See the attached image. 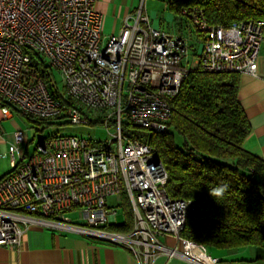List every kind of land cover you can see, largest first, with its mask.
<instances>
[{
	"label": "built area",
	"instance_id": "1",
	"mask_svg": "<svg viewBox=\"0 0 264 264\" xmlns=\"http://www.w3.org/2000/svg\"><path fill=\"white\" fill-rule=\"evenodd\" d=\"M144 2L117 35L103 38L94 0H0V118L12 109L35 121L114 131L103 142L51 136L30 154L19 148L24 133L13 134L4 155L11 170L0 178V247L19 250L28 227L41 226L114 244L138 264L159 254L220 264L207 246L181 237L197 206L167 195L168 174L148 138L167 131L172 101L191 71L255 76L264 20L213 26L201 7L189 6L179 15L188 34L171 33L151 25ZM122 196L133 227L106 230L117 213L106 199ZM166 235L180 250L159 243Z\"/></svg>",
	"mask_w": 264,
	"mask_h": 264
},
{
	"label": "trees",
	"instance_id": "2",
	"mask_svg": "<svg viewBox=\"0 0 264 264\" xmlns=\"http://www.w3.org/2000/svg\"><path fill=\"white\" fill-rule=\"evenodd\" d=\"M164 1L175 17L186 7H201L213 26L264 20V0ZM40 65L47 81L53 80ZM237 90L236 74L191 71L172 101L167 131L148 138L166 168L167 195L193 200L197 206L187 216L181 237L215 249L264 244V162L244 149L250 126ZM174 135L182 139L181 148ZM122 198L124 223L106 228L128 233L132 213Z\"/></svg>",
	"mask_w": 264,
	"mask_h": 264
},
{
	"label": "crops",
	"instance_id": "3",
	"mask_svg": "<svg viewBox=\"0 0 264 264\" xmlns=\"http://www.w3.org/2000/svg\"><path fill=\"white\" fill-rule=\"evenodd\" d=\"M146 1L144 13L149 17L153 27L166 32L180 31L188 34L187 24L168 10L163 11L161 18H158V13L154 10L146 12ZM139 4L140 0H94V10L101 17L103 38L117 35L124 20L136 12ZM237 99L250 126V134L244 142V149L264 162V33L256 59L255 76L238 75ZM16 114L10 109L7 118H0V178L11 170L9 159L4 155L12 142L13 134L16 131L24 133L20 120L15 117ZM25 143L26 137L19 148L20 151L28 153L23 146H26ZM69 215L70 213L67 214L68 218ZM110 225L121 224L116 223L115 216V224L110 222ZM158 241L166 248L176 247L180 250L179 242L171 235L159 237ZM207 248L211 256L220 259V264H264V244L258 248L257 246L236 249ZM0 264H138V262L129 251L114 244L80 233L30 226L23 235L19 250L0 247ZM152 264L188 262L181 258L169 260L165 255L159 254Z\"/></svg>",
	"mask_w": 264,
	"mask_h": 264
},
{
	"label": "rangeland",
	"instance_id": "4",
	"mask_svg": "<svg viewBox=\"0 0 264 264\" xmlns=\"http://www.w3.org/2000/svg\"><path fill=\"white\" fill-rule=\"evenodd\" d=\"M145 9L146 12L152 10L156 11V13H158V18L162 17L163 11L167 12L166 3L164 0H147ZM187 29L188 27L186 28V30ZM54 76L55 80L60 83L59 75L56 72H54ZM15 117H17L21 122L22 129L24 130L27 140V143H25L26 146H23L29 154L35 150L36 145L41 140L51 136H74L90 141L103 142L107 141L110 138V134L114 132L113 129H105L101 125H71L63 122L61 119L41 123L40 121L28 120L27 118H24L19 114H16ZM174 142L177 147L181 148L182 139L179 136L174 135ZM4 162L7 165V162ZM121 198L111 197L106 199V207L114 209L117 212V224H122L125 220L123 204L122 202L120 203ZM69 219L73 223L77 222L76 224H81L80 222H78V215L76 213H70Z\"/></svg>",
	"mask_w": 264,
	"mask_h": 264
}]
</instances>
